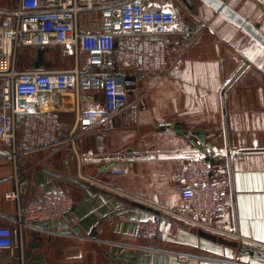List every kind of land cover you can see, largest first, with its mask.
<instances>
[{
    "label": "crops",
    "instance_id": "1",
    "mask_svg": "<svg viewBox=\"0 0 264 264\" xmlns=\"http://www.w3.org/2000/svg\"><path fill=\"white\" fill-rule=\"evenodd\" d=\"M22 1L0 0V8ZM218 1L264 36V0ZM154 7L178 9L192 36L170 39L165 69L130 77L136 85L126 105L80 139L79 156L66 143L37 150L24 159L22 174H15L0 154V226L17 218L18 202L6 199L17 178L28 189L24 205L38 201L42 186L63 190L76 202L71 218L62 221L66 229L35 223L25 232L23 251H0V264H264V255L246 253L237 237L192 226L181 225L160 242L137 236V220L159 213L169 219L160 209L180 207L178 176L211 146L208 152L219 159L211 163L213 181L229 183L235 192L221 220L228 231L264 244L257 238L264 235V47L206 0H156ZM89 20L98 23V14ZM37 51H22L29 55L28 64L22 54L23 67L35 65ZM53 59L46 51L42 68L59 70ZM80 95L83 109H105L102 92ZM34 107L53 109L65 130L76 119L73 95L43 96ZM122 160L131 165L113 174ZM81 174L98 184L95 190L68 180L84 181Z\"/></svg>",
    "mask_w": 264,
    "mask_h": 264
},
{
    "label": "built area",
    "instance_id": "2",
    "mask_svg": "<svg viewBox=\"0 0 264 264\" xmlns=\"http://www.w3.org/2000/svg\"><path fill=\"white\" fill-rule=\"evenodd\" d=\"M155 2L23 0L15 8H0V142L8 147L15 174H20L21 163L37 150L66 143L79 156L80 139L126 105L127 95L136 85L130 77L169 65L170 39L190 38L193 32L185 27V16L178 9L155 8ZM95 13L98 23L89 20ZM57 47L63 55L73 58L72 67H23V50L49 51ZM82 92H102L105 109H83ZM57 95L76 98V119L69 130L63 128L53 109L34 107L43 96ZM166 125L170 124L160 126ZM211 163L206 157L188 162L178 176L182 183L180 207L160 209L169 219L159 213L137 220L139 238L160 242L181 225H187L237 237L245 249L264 251V244L227 230L221 218L225 207L234 203L235 192L229 183L213 181ZM130 165V160H122L112 173L124 174ZM80 177L98 185L82 174ZM27 192L23 179L17 178L15 189L6 194L7 200L18 202L19 211L11 226H0V251L22 252L28 228L37 222L70 219L73 214L76 202L61 190L42 186L38 201L24 205ZM177 259L189 261L185 256Z\"/></svg>",
    "mask_w": 264,
    "mask_h": 264
},
{
    "label": "water",
    "instance_id": "3",
    "mask_svg": "<svg viewBox=\"0 0 264 264\" xmlns=\"http://www.w3.org/2000/svg\"><path fill=\"white\" fill-rule=\"evenodd\" d=\"M209 4H211L213 7L219 9L221 12H223L224 14H226L227 16H229V18L240 28H242L245 32H247L254 40H256L261 46L264 47V36L258 31V29L250 22H248L245 18H243L241 15H239L236 11H234L231 7H229L228 5L218 1V0H214V1H210V0H206ZM184 23V22H183ZM153 40H156L155 38ZM38 57H37V61L35 62L34 67L35 68H41L44 65V58H45V50H38ZM204 136V134H202ZM208 148H210V151H213V148L211 146L209 147H204L203 151L206 152V160L208 162H213L216 160H219L217 157L214 158L213 156L210 158L209 153H208ZM0 154H2L3 156L9 157V152L8 151H4L0 149ZM45 173L50 174L52 176H56L58 178H63L62 175L49 170V169H45L44 170ZM68 180L78 184L79 186L86 188V189H92L95 190L96 187L94 185H91L87 182L78 180V179H74V178H68ZM64 220H69V217H66ZM40 223L42 225H45L46 227L48 226H55V225H62L64 229H66L68 227V224H66V222H62V220H57L55 222H37ZM246 253L251 254V255H264L263 252H255L251 249H246L245 250Z\"/></svg>",
    "mask_w": 264,
    "mask_h": 264
},
{
    "label": "rangeland",
    "instance_id": "4",
    "mask_svg": "<svg viewBox=\"0 0 264 264\" xmlns=\"http://www.w3.org/2000/svg\"><path fill=\"white\" fill-rule=\"evenodd\" d=\"M90 17H92V15H90ZM91 20V19H90ZM91 22V21H90ZM49 52L51 53V55L53 56V62H51V65L53 66V67H59V70H61L60 68H62L63 67V64L64 63H67L69 66L70 65H73V63H74V60H72L73 58H68V57H66L65 55H63V53H62V49L61 48H54L53 50H49ZM23 54V53H22ZM26 52L23 54V55H25V57L26 58H23L22 57V59L24 60V61H26L25 63H28L29 64V61H28V57H29V55H28V57L26 56ZM0 145H2V147H6V145H4V144H2L1 142H0ZM209 153V152H208ZM207 154V153H206ZM12 163V162H11ZM23 164V162L21 163V170H20V174H22L21 173V171H22V165ZM12 166H13V163H12ZM37 166H41V167H44V165H37ZM13 169H14V167H13ZM15 173V172H14ZM61 191H63V190H61ZM64 193H66L65 191H63ZM67 194V193H66ZM74 199V198H73Z\"/></svg>",
    "mask_w": 264,
    "mask_h": 264
},
{
    "label": "snow or ice",
    "instance_id": "5",
    "mask_svg": "<svg viewBox=\"0 0 264 264\" xmlns=\"http://www.w3.org/2000/svg\"><path fill=\"white\" fill-rule=\"evenodd\" d=\"M257 238H258V239H264V235H262V236H258Z\"/></svg>",
    "mask_w": 264,
    "mask_h": 264
}]
</instances>
